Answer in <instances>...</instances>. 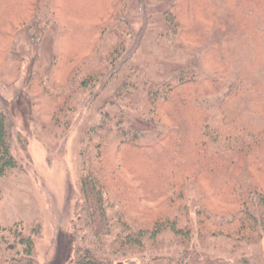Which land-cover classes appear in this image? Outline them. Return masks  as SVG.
Instances as JSON below:
<instances>
[{"label": "rangeland", "instance_id": "obj_1", "mask_svg": "<svg viewBox=\"0 0 264 264\" xmlns=\"http://www.w3.org/2000/svg\"><path fill=\"white\" fill-rule=\"evenodd\" d=\"M211 1L219 9L221 2L234 3ZM204 2L0 0V111L11 122L12 154L18 162L17 169L0 178V264H9L17 253L9 251L15 240L10 230L26 237L37 224L42 236L33 239L36 264H74L78 184L88 171L100 174V159L107 165L103 173L118 157L124 167L122 179L108 183V214L123 216L136 228L167 216L197 235H207L204 230L214 223L227 224L241 213L227 193L214 190L216 172L204 170L212 163L218 167L217 160L192 148L191 158L199 155L205 163L175 168V148L162 141L172 132V123L163 115H152L143 101L155 86H176L182 72L207 91L217 85L209 95L199 96L201 111L212 113L206 100L213 110L220 103L241 106L246 124L264 127V96H259L264 92V71L258 75L259 85L249 91L251 98L242 102L244 84L238 73L243 66L237 62L246 58V36L237 27L226 30L210 10L206 16ZM172 11L180 18L179 26L169 21ZM263 17H255L262 26ZM250 22L245 33H252ZM251 47L253 63L263 64L264 34ZM132 81L148 88L130 93ZM103 126L111 128L109 136H103ZM120 127L144 131L146 137L138 141L144 148H119ZM161 143L166 149L158 148ZM256 178L264 185L263 174ZM192 239L190 245H197L198 236ZM229 243L225 242L228 250ZM165 247L158 253L149 245L115 253L112 263L155 264L182 252L168 243ZM255 251L264 256V236Z\"/></svg>", "mask_w": 264, "mask_h": 264}, {"label": "trees", "instance_id": "obj_2", "mask_svg": "<svg viewBox=\"0 0 264 264\" xmlns=\"http://www.w3.org/2000/svg\"><path fill=\"white\" fill-rule=\"evenodd\" d=\"M161 1L176 4L178 0ZM181 1L187 3L191 0ZM203 1L205 7L202 10L206 16L210 10L216 22L226 30L237 27L246 36L247 55L242 59L245 64L242 60L237 62L238 67L243 66L238 73V80L241 78L244 84V91L240 93L242 102H246L251 98L249 91L255 89L261 82L258 75L264 71V63L259 65L253 63L251 47L252 41L260 34H264L262 20L258 21L255 18L259 14L264 16V0H234V3L226 6L221 2L220 9L211 0ZM169 19L170 23L179 26L180 18L177 13L172 11ZM247 22L252 25L251 34L245 33ZM190 25L196 29L200 28L193 22ZM183 75L182 72L178 75L176 86L169 82L147 90L148 96L143 101L150 106L151 114L163 115L172 123V132H168L162 141L171 142L175 148L173 159L175 168H197L201 167V163H205L206 159H200L199 155L191 158L192 148H195L198 154H205L211 161L217 160L218 167L212 163L204 170L209 173L216 172L214 190L218 194L227 193L229 201L240 206L241 213L236 215L237 217L233 216L227 224L214 223L210 229L204 230L207 235H197L190 227L179 226L177 218L171 220V217L167 216L157 218L152 225H141L136 228L123 216L114 217L108 214L110 203L106 197L108 183L120 181L124 167L117 155L118 161L114 159L108 171L103 173L107 165L100 157V174L88 171L78 184L80 199L75 208L76 221L72 224L76 242L74 264H113L111 256L115 253L123 252V255L126 254L124 251L141 250L148 245L152 252L158 253L161 252L160 247L166 249V243L181 247V254L155 264H264L263 253L255 251L264 236V185L255 179L259 174L264 175V127L246 124L243 118L245 108L241 106L230 108L220 103L215 105L216 110H213L212 104L206 100V105L211 107L212 113L211 115L204 113L197 107L196 102L199 96H207L214 89L217 90V85L213 83L207 91L208 87L198 83L193 76ZM87 84V80L84 79L82 85ZM128 85L130 93H138L148 88L146 83L138 84L135 81L128 82ZM126 86L127 84L123 88ZM129 92L128 96L131 95ZM248 94L249 96H246ZM259 96L263 99L264 92L260 91ZM240 100L237 105L241 104ZM10 130L11 122L7 113L0 111V178L18 167V162L12 154ZM111 131V128L104 127L103 136H109ZM119 132L117 136L119 148L124 145H133L135 149L144 148V145L142 148L138 142L146 137L144 131L120 127ZM163 144L161 143L158 148H164ZM105 150L104 145L102 152ZM169 183L166 178L165 185L170 187ZM204 214L203 212L202 219L207 223L209 219ZM16 231L10 230L15 240L9 251L17 253L8 260V263L36 264L33 239L42 236V227L37 224L26 237L18 235ZM1 232L3 230L0 229V234ZM82 233L84 235L81 238ZM194 236H198V244L191 246ZM110 238L112 240L108 243ZM3 239L4 237L1 241ZM79 241L84 245L78 244ZM226 241H230V250L225 248ZM108 248L112 251L108 252Z\"/></svg>", "mask_w": 264, "mask_h": 264}]
</instances>
